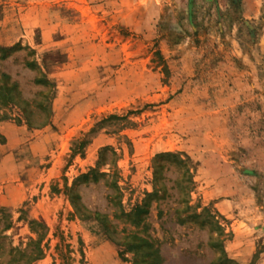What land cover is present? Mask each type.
I'll return each instance as SVG.
<instances>
[{"label":"rangeland","instance_id":"374dc122","mask_svg":"<svg viewBox=\"0 0 264 264\" xmlns=\"http://www.w3.org/2000/svg\"><path fill=\"white\" fill-rule=\"evenodd\" d=\"M0 45L22 47L0 57V77L10 74L25 99L40 89L26 59L56 86L43 127L16 104L0 108V264H27L33 219L49 231L32 264H136L103 222L74 215L66 188L129 235L139 228L115 218L109 184L131 212L153 190L152 161L164 151L191 156L192 204L224 229L182 226L169 207L161 219L154 205L147 222L164 264H211L221 250L210 238L235 259L238 218L251 225L248 263L264 264V0H0ZM95 168L107 175L81 178Z\"/></svg>","mask_w":264,"mask_h":264},{"label":"trees","instance_id":"16d2710c","mask_svg":"<svg viewBox=\"0 0 264 264\" xmlns=\"http://www.w3.org/2000/svg\"><path fill=\"white\" fill-rule=\"evenodd\" d=\"M21 49L22 47L19 45L13 47L0 45V57L1 59H7L11 53ZM25 65L37 72L34 78V83L40 86L37 97L25 99L19 83L12 80L10 74L3 72L0 77V108L10 104H16L21 108L29 126L32 128H40L51 123V103L56 86L47 72L35 60L26 59ZM2 118L3 115L0 114V119ZM108 149V147H105L101 150L99 164L106 163ZM152 164L153 190L147 192L142 202L131 212L124 210L122 193L117 181L113 180L109 184L110 187L115 189L109 195L111 206L115 209V218L126 219V221H130L132 225L139 228L138 231L131 232L129 235L121 236L120 231L117 229L118 224L114 223L108 215L98 211L92 213L80 203L81 197L78 192H75L71 187L66 188V192L69 193L75 208L74 215L84 219L92 218L94 215L98 221L103 222L105 225V233L110 238L126 245L127 250L134 252V261L136 264H164L165 261L161 241L150 232L149 223L147 222V218L151 215L154 205H156L158 216L161 219L167 213L165 207H169V209L174 211L176 222L182 226L187 223L196 224L201 228L210 226V230L217 228L220 234H224V229L216 220V215L211 208L204 207L199 211L200 206L192 204V193L196 186V164L190 155L181 151H164L154 156ZM106 175L107 173L95 168L90 173L82 175L81 178L85 181L92 180L99 182L100 178ZM30 226L32 231L38 234V238H32L28 244V248H31L29 246H34L33 252L29 253L27 249L21 252L27 256V264H32L45 257L46 249L43 241L49 231L45 223L36 219L30 221ZM9 227H11V222L6 225V228ZM222 244L219 238H210V245L213 248L215 246L219 247L221 250L218 258L211 264H241L228 255ZM57 247L59 248L61 246L57 245ZM13 250L15 249L13 248ZM250 264H254V261Z\"/></svg>","mask_w":264,"mask_h":264},{"label":"crops","instance_id":"0c3cea01","mask_svg":"<svg viewBox=\"0 0 264 264\" xmlns=\"http://www.w3.org/2000/svg\"><path fill=\"white\" fill-rule=\"evenodd\" d=\"M221 213H223V215H225L226 217H230L231 213L233 212L231 210V208H226V212L220 210ZM234 213V212H233ZM235 225H237V228L235 229ZM243 225L245 226V229H242ZM233 227H234V231L236 233V238L234 241H232V246L231 249L235 248L233 250V254H234V258L237 259L241 264H247L252 253H253V247H252V241H253V237L252 236H246L245 234H243V231H247L248 229H251V225L245 220V219H237L236 221H234L233 223ZM242 236H244V238L248 241L247 247H243L241 244V240H242ZM246 249H248V251L250 250V252H247ZM250 264V263H248Z\"/></svg>","mask_w":264,"mask_h":264}]
</instances>
